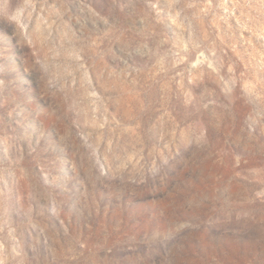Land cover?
Here are the masks:
<instances>
[{
    "label": "rangeland",
    "instance_id": "374dc122",
    "mask_svg": "<svg viewBox=\"0 0 264 264\" xmlns=\"http://www.w3.org/2000/svg\"><path fill=\"white\" fill-rule=\"evenodd\" d=\"M0 264H264V0H0Z\"/></svg>",
    "mask_w": 264,
    "mask_h": 264
}]
</instances>
